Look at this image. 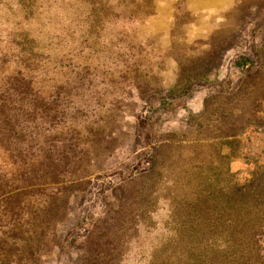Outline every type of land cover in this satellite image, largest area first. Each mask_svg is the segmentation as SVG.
Masks as SVG:
<instances>
[{"label": "rangeland", "instance_id": "374dc122", "mask_svg": "<svg viewBox=\"0 0 264 264\" xmlns=\"http://www.w3.org/2000/svg\"><path fill=\"white\" fill-rule=\"evenodd\" d=\"M129 1L117 9L129 17L121 15L113 30L128 34L114 52L122 51L135 73L115 76L106 88L121 89L100 96L116 105L114 124L89 146L52 219L54 236L34 264H181L191 240L170 257L164 249L177 243L183 202L172 198L180 197L188 167L205 154L244 178L258 164L254 158L264 163V0ZM142 71L147 75L139 77ZM148 119L156 132L149 138L141 127ZM160 141L162 162L178 167L166 174L170 183L159 184L156 172L126 180ZM175 145L180 153L173 156ZM117 194L125 201L119 208L107 203ZM66 234L78 239L71 257L59 256Z\"/></svg>", "mask_w": 264, "mask_h": 264}, {"label": "trees", "instance_id": "16d2710c", "mask_svg": "<svg viewBox=\"0 0 264 264\" xmlns=\"http://www.w3.org/2000/svg\"><path fill=\"white\" fill-rule=\"evenodd\" d=\"M129 2L0 0V264L37 262L89 146L114 124L109 114L116 105L99 98L121 89L106 88L115 76L134 72L122 51L114 52L128 31H114L113 24L127 16ZM247 61L240 64L248 67ZM141 127L155 136L151 119ZM157 143L126 180L156 172L159 184L170 183L166 174L178 167L162 162ZM173 148L178 155L180 145ZM254 159L258 164L244 178L205 154L188 167V181L177 185L180 197L172 198L183 202L184 214L177 243L164 249L168 257L178 244L185 250L188 238L193 246L181 264H264V163ZM114 197L107 203L122 207L124 196ZM77 240L62 237L59 256L71 257Z\"/></svg>", "mask_w": 264, "mask_h": 264}]
</instances>
